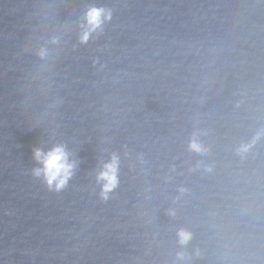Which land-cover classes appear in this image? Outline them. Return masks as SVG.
Instances as JSON below:
<instances>
[{
    "label": "water",
    "instance_id": "95a60500",
    "mask_svg": "<svg viewBox=\"0 0 264 264\" xmlns=\"http://www.w3.org/2000/svg\"><path fill=\"white\" fill-rule=\"evenodd\" d=\"M0 264H264V0H0Z\"/></svg>",
    "mask_w": 264,
    "mask_h": 264
},
{
    "label": "clouds",
    "instance_id": "9594fccd",
    "mask_svg": "<svg viewBox=\"0 0 264 264\" xmlns=\"http://www.w3.org/2000/svg\"><path fill=\"white\" fill-rule=\"evenodd\" d=\"M109 14L105 13L104 9L92 8L87 13L88 31H85L81 37V42H86L89 37L90 31H95L102 24V17L108 18ZM43 55V53H41ZM190 149L193 151H203V147L197 141L190 144ZM241 151H247L246 146H242ZM35 159L43 165V174L49 186L54 181L57 182V187H62L67 179L70 177L74 164L68 162V156L64 148L55 147L53 150L44 154L40 150L35 151ZM118 159L116 156L112 157L111 163L104 165V171L98 177V180L105 181V192L110 191L116 185V172H117ZM41 170L37 169L36 175H40ZM181 243L187 244L191 239V234L187 231L179 233Z\"/></svg>",
    "mask_w": 264,
    "mask_h": 264
}]
</instances>
